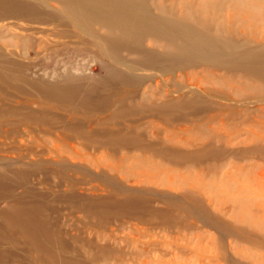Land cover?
Masks as SVG:
<instances>
[{"label": "rangeland", "instance_id": "374dc122", "mask_svg": "<svg viewBox=\"0 0 264 264\" xmlns=\"http://www.w3.org/2000/svg\"><path fill=\"white\" fill-rule=\"evenodd\" d=\"M57 1L0 0V264H246L235 256L247 246L221 225L224 206L171 178L192 171L133 166L179 155L154 116L178 123L190 112L214 115L218 104L242 118L257 113L194 90L201 69L191 65L224 53L190 41L177 0H62L74 12ZM224 6L218 22L231 24ZM235 29L211 34L241 47L230 62L264 71V57L252 67L240 57L264 40ZM167 210L189 227L168 225Z\"/></svg>", "mask_w": 264, "mask_h": 264}, {"label": "bare ground", "instance_id": "6f19581e", "mask_svg": "<svg viewBox=\"0 0 264 264\" xmlns=\"http://www.w3.org/2000/svg\"><path fill=\"white\" fill-rule=\"evenodd\" d=\"M57 2L74 12L75 9L68 2L62 0ZM224 4L231 5L234 10L231 24L223 23V25L220 19L218 22V16L224 11ZM174 6L182 14L181 17L178 16L180 21L177 24L183 26L189 34H193L192 39L189 38L190 41H196L201 45L208 44L207 47L218 46L224 53L223 56L218 57L221 58L220 60L216 58L215 61L210 62L207 58L206 60L209 61L201 58L197 60L200 62L191 65L201 69L199 82L203 88L199 89L194 85V90L206 95L212 103L215 99L211 93L232 96L239 99L236 103L239 106H256L252 108L256 109L257 113L253 114V117L242 118L237 113L226 112L223 108L225 106L216 104L214 109L217 111L216 114L201 115L190 112L179 119L178 123L154 116L153 122L159 123L164 129L165 127L171 129L167 137L168 149L179 151V155L166 153L162 159L161 156L159 158L156 155V160H137L134 161L133 166L134 168L143 165L152 166V162H156V165L174 168L173 172L179 168L192 171L188 178L174 176L171 178L180 180L188 193L198 195L200 198L203 192L211 193L212 198L224 206L222 213L229 220L228 224L221 225L232 229L233 231L228 234L238 243L247 246L245 250H237L235 257L246 264H264V107L257 106L264 101V71L257 70L259 68L256 67L254 73L253 67L249 69L251 72H248L238 67L242 65L230 62L233 58L231 52L241 47L229 42H219L211 34L214 32L216 35L233 36L235 27H238L241 35L264 40V0H177L171 7ZM240 57L241 60L247 59L248 66L252 67L257 64L258 59L264 57V45ZM180 100L188 101V99L177 101ZM235 123H242L246 129L235 131L236 127L235 132L230 134L231 126H235ZM212 124L216 128L209 127ZM213 144L222 145L217 149L223 152H211V149L216 148L212 146ZM228 147H236V149L231 152L227 150ZM140 152L142 153L140 158L148 155L144 149ZM150 156L153 157L152 154ZM229 163L247 164L242 167L235 166L232 170L223 173ZM166 181L167 184H171L170 179ZM168 214H170L166 220L168 225L184 229L189 227L183 214L172 210L168 211ZM212 219L217 221L218 218L213 216ZM221 236L225 235L221 234ZM252 250L257 251L259 255L253 254Z\"/></svg>", "mask_w": 264, "mask_h": 264}]
</instances>
